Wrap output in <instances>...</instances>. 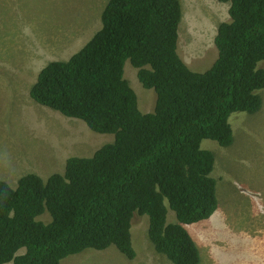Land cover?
<instances>
[{"label":"trees","instance_id":"16d2710c","mask_svg":"<svg viewBox=\"0 0 264 264\" xmlns=\"http://www.w3.org/2000/svg\"><path fill=\"white\" fill-rule=\"evenodd\" d=\"M219 1L229 3L230 20L218 25V57L204 72L178 52L181 0H108L91 39L41 69L30 90L36 102L115 138L92 156H70L47 180L30 172L13 187L0 179V264H60L113 245L134 259L135 213L149 216L157 252L173 264L200 263L189 225L219 208L215 153L201 144L230 146L231 115L263 106L264 0ZM127 60L156 92L152 112L139 108ZM45 212L49 222L39 219Z\"/></svg>","mask_w":264,"mask_h":264},{"label":"rangeland","instance_id":"374dc122","mask_svg":"<svg viewBox=\"0 0 264 264\" xmlns=\"http://www.w3.org/2000/svg\"><path fill=\"white\" fill-rule=\"evenodd\" d=\"M107 2L0 0V179L11 186L17 187L19 178L30 172L47 180L64 172L70 156H92L114 141L113 133L96 132L83 120L39 104L30 95L48 62L69 59L101 28ZM181 3L178 52L191 69L204 72L218 57L215 36L218 25L230 20L229 3ZM259 66L264 68V61ZM125 78L138 95L141 111L152 112L156 92L143 86L130 60ZM261 94V110L231 115L235 140L230 146L212 139L201 144L215 153L212 175L219 208L211 218L189 225L201 251L199 264H264V90ZM39 219L49 222L51 216L45 212ZM174 219L169 208L168 221ZM148 225V215L135 213L134 259L113 245L69 255L60 264H173L156 251Z\"/></svg>","mask_w":264,"mask_h":264}]
</instances>
